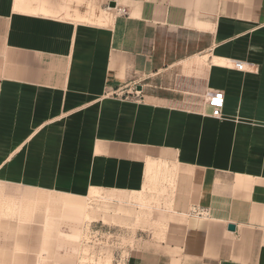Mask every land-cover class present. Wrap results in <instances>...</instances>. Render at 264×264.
I'll list each match as a JSON object with an SVG mask.
<instances>
[{
	"label": "crops",
	"instance_id": "1",
	"mask_svg": "<svg viewBox=\"0 0 264 264\" xmlns=\"http://www.w3.org/2000/svg\"><path fill=\"white\" fill-rule=\"evenodd\" d=\"M32 1L0 0V178L184 216L124 264H264V0Z\"/></svg>",
	"mask_w": 264,
	"mask_h": 264
},
{
	"label": "rangeland",
	"instance_id": "2",
	"mask_svg": "<svg viewBox=\"0 0 264 264\" xmlns=\"http://www.w3.org/2000/svg\"><path fill=\"white\" fill-rule=\"evenodd\" d=\"M40 1L78 22L96 21L105 7L103 0ZM36 187L26 177L0 178V264H124L145 241L161 239L170 221L184 219L143 194Z\"/></svg>",
	"mask_w": 264,
	"mask_h": 264
},
{
	"label": "built area",
	"instance_id": "3",
	"mask_svg": "<svg viewBox=\"0 0 264 264\" xmlns=\"http://www.w3.org/2000/svg\"><path fill=\"white\" fill-rule=\"evenodd\" d=\"M235 66L241 70L245 68V64L237 61ZM207 102L213 106V115L216 117L222 116V110L225 101V94L219 90H210L206 93Z\"/></svg>",
	"mask_w": 264,
	"mask_h": 264
},
{
	"label": "water",
	"instance_id": "4",
	"mask_svg": "<svg viewBox=\"0 0 264 264\" xmlns=\"http://www.w3.org/2000/svg\"><path fill=\"white\" fill-rule=\"evenodd\" d=\"M109 5H110V7H116L115 2H111ZM235 228H236V226L234 224H229L230 230H235Z\"/></svg>",
	"mask_w": 264,
	"mask_h": 264
}]
</instances>
